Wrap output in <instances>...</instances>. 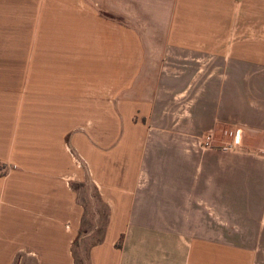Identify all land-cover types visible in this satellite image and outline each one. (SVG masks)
<instances>
[{
    "label": "crops",
    "instance_id": "0c3cea01",
    "mask_svg": "<svg viewBox=\"0 0 264 264\" xmlns=\"http://www.w3.org/2000/svg\"><path fill=\"white\" fill-rule=\"evenodd\" d=\"M82 254L264 264V0H0V264Z\"/></svg>",
    "mask_w": 264,
    "mask_h": 264
},
{
    "label": "rangeland",
    "instance_id": "374dc122",
    "mask_svg": "<svg viewBox=\"0 0 264 264\" xmlns=\"http://www.w3.org/2000/svg\"><path fill=\"white\" fill-rule=\"evenodd\" d=\"M227 131L230 132L232 131V129L229 127H224L218 130H211L207 132L205 135H203L199 140H196L197 141L196 146H198L199 149L203 151L222 152V150L220 149L221 146L231 143L232 141V138L225 134ZM211 134H214L213 146L206 147V145L204 144L206 142V137H208ZM243 152H244V147L241 146L237 148L235 151L223 152V153L234 154V153H243ZM81 199L86 206V213L84 217L85 226L81 237H84L86 234L90 232L93 233V236L95 237L93 238L96 241H98L102 237L103 232L105 230V224L108 213L103 210L104 207L101 206L102 203L99 200L100 197L98 196L94 187L91 186L90 187L86 186L84 188L81 187ZM90 221H95L96 225L92 224V222L90 223ZM77 264H88L86 259V254H82L81 259L77 261Z\"/></svg>",
    "mask_w": 264,
    "mask_h": 264
},
{
    "label": "built area",
    "instance_id": "2783aa9c",
    "mask_svg": "<svg viewBox=\"0 0 264 264\" xmlns=\"http://www.w3.org/2000/svg\"><path fill=\"white\" fill-rule=\"evenodd\" d=\"M227 136H230L232 138L231 143H228L226 145L221 146V150L222 152H232L235 151L237 148L242 146V137L240 134L235 133L233 131H227L225 133ZM213 142H214V134L209 135L208 137H206V142L204 143L206 145V147H211L213 146Z\"/></svg>",
    "mask_w": 264,
    "mask_h": 264
}]
</instances>
